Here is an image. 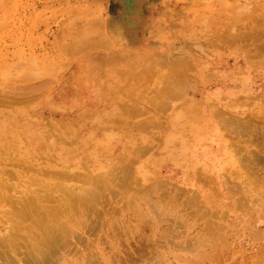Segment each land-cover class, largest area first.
Here are the masks:
<instances>
[{"label":"rangeland","instance_id":"rangeland-1","mask_svg":"<svg viewBox=\"0 0 264 264\" xmlns=\"http://www.w3.org/2000/svg\"><path fill=\"white\" fill-rule=\"evenodd\" d=\"M143 1L144 7L138 0H0L1 71L5 68L0 75V132L7 138L0 142V167L7 171L1 175L5 189H0V237L17 246L4 247L11 255L5 262L26 264L23 246L41 233V225L13 214L21 215L22 200L34 191L56 197L85 191L116 207L104 217L101 210L85 206L71 221L62 216L58 230L65 240L59 249L76 253L62 264H264V175L259 181L245 167L249 163L235 150L241 138L228 135L219 119L227 115L218 114L233 104L246 115L262 116L264 99L251 98L262 81L256 82L250 70L251 90L230 95L216 88L213 97H205L212 73L219 79L229 74L242 83L243 68L220 64L234 63L222 39L259 17L262 11L254 5L261 0ZM93 55L103 56V62L91 63ZM210 57L219 63H209ZM73 64L80 69L70 73ZM212 66L218 67L216 72ZM62 75L84 93L78 89L70 101L59 99ZM93 81L103 94L97 107L95 100L87 103ZM19 84L39 86L40 92L22 95ZM54 85L59 88L50 99ZM11 96L20 102L16 105ZM221 98L225 100L219 102ZM79 109L78 115L91 117L71 122V112ZM88 122L98 129L89 130L84 126ZM252 149L259 151L250 144L244 153ZM181 150L195 151L188 169L175 164L171 155ZM166 168L178 174L172 178ZM58 171L63 175L54 174ZM185 174L189 184L182 182ZM157 180L165 181L168 190L195 192L203 215L179 211L177 202L162 205L157 212L173 220L174 210L182 213L178 218L184 226L174 222L170 225L175 231L159 229L158 219L139 195L142 190L158 195ZM123 181L127 189L119 186ZM46 183L49 187H41ZM239 197L245 199L237 201ZM250 203L254 210L248 208ZM105 218L110 224L100 228ZM143 236L148 242L157 237L163 241L154 246L140 243ZM187 240L194 249L171 242ZM142 244L152 247L141 251ZM90 253L99 255L86 258Z\"/></svg>","mask_w":264,"mask_h":264},{"label":"bare ground","instance_id":"bare-ground-1","mask_svg":"<svg viewBox=\"0 0 264 264\" xmlns=\"http://www.w3.org/2000/svg\"><path fill=\"white\" fill-rule=\"evenodd\" d=\"M254 6L260 7V9L262 11L260 16L253 18L249 24L240 25V27L238 28V30L234 34H232V35L230 34V35L226 36L224 40L222 39V41L225 44H227V46L229 47V50H231L230 55L233 58L234 63L232 65H229V63L227 61H225V62H221L220 64L225 65L226 68L231 69V70L235 69L236 67L237 68L239 67L240 69L243 68V70H245V71H243L242 83H241V80L239 78H237V80H236V78L234 76H231L228 73H227L228 75L226 77L220 78V79H219V77H217V78L214 77L215 73H212L210 81H209V84L211 85V87L209 89H207V91H206L207 96H205V97H209V96L213 97L214 94H216V92H217L216 88H221V90H224V92L229 93L230 95L240 94V93H242V91L246 92L245 91L246 89L251 90V86L253 84V81H251L249 79L250 74H248V72L251 70V72L254 73L253 79L256 82L262 81V83L260 85H258L256 93H254V94H253V92L251 93V94H253V96H251V98H253V100L259 99L260 97L262 99H264V84H263V82H264V0H261L260 2L256 3ZM112 12H113V10H112ZM48 25H49V23H48ZM212 45H213V43H212ZM231 48H234V49H231ZM103 60H104L103 56H100V55H98V58L96 55H93L90 57V62L96 63V66H98L97 61L99 63H101V62H103ZM208 62L211 64L219 63V62H213V59H211V57L208 59ZM70 68H71V70H69L70 73H72L73 70L78 71L80 69V68H78L77 64H73ZM4 69H3V71H4ZM216 69H218L217 66L216 67L212 66L211 70L214 72ZM1 70H2V68H0V75H3V73H2L3 71H1ZM246 74H248V75H246ZM90 76H92V75H90ZM5 79H7V81H4L5 83H8L9 82L8 80H10V78H8V77H6ZM198 79H199V76H198ZM234 80H236V81H234ZM251 82H252V84H251ZM72 83H74V82L69 79L68 75L67 76L62 75V82H61V85H59V87L60 86H64V87L61 88L58 92L60 93V97H63V98H59V99L70 101L72 99L71 98L72 95L75 94V92L78 89H80L81 92L84 93V90L76 87L75 83L74 84H72ZM93 83H94V81L92 82L91 86H89L90 90H89V98L87 100V103L90 106L91 101L95 100V103H96L95 107H97L98 103H99L98 101L103 98V94L101 93L99 86L95 87V85ZM189 84H191V83H189ZM233 85H234V87H233ZM18 87L23 88L21 90L22 95H31L34 93V91L40 92V90H37V88L39 86L35 87V86H32L31 84H27L26 87H23V85L21 86L19 84ZM55 87H56L55 85H54V87H51V91H50L51 97H49L50 95H48V97L50 99H53L55 97L54 95H56V94L54 92H55V90H57L59 88L58 85L56 88ZM115 87H117L116 90L119 89L118 86H115ZM236 88H238V90ZM261 89H262V91H260ZM15 94H17V93H15ZM248 95H250L249 92H248ZM6 98H7V96H6ZM11 98H12V96L10 97V99ZM26 98L28 99L31 97H26ZM12 99L15 100L16 98L14 97ZM2 102H0V103H2ZM14 102L17 105L18 102H20V101L16 99ZM25 102H27V101H24L23 104H25ZM46 102L47 101H44V104H46ZM28 103L30 104V100ZM19 105H21V104L19 103ZM213 106L214 105L211 104L208 106V109H206L208 114H209V109L213 108ZM231 106H232L231 109H226V110L224 109V111L218 112V114L220 116H222V114L227 115L224 118L219 117V119L221 120V125L223 126V128L226 129L228 135L229 134L232 135V133H234V134L237 133V135L239 137H236V138L237 139L241 138V140L237 141L238 146L235 147V150L237 151L238 154L241 155L242 161L249 163V165L245 166V167H247V168L249 167V170H251L254 173L257 180L260 181L261 180L260 177H262V175H264V124H263L264 114L262 116H261V114L260 115L259 114H247L246 115V113H245L246 111H244L243 109L236 110L237 108H234L233 104H231L229 107H231ZM10 107H12V106H10ZM52 108L58 109V107H52ZM242 108H244V107L242 106ZM246 108H247V106H246ZM206 110H205V112H206ZM61 111L66 112L64 110H61ZM56 112H58V111H56ZM81 112L82 111L80 109L76 110L74 112H71L72 114L68 117V119H70L71 122H73V120L75 118H76V120L81 121L82 118L91 117V116H88L87 114H83V113L81 115H78ZM218 114H216V115L218 116ZM64 115L67 116V113H64ZM94 119H95V116H93V123H95ZM93 123L91 125V123L88 122L87 124H84V126L85 127L87 126L89 130L98 129V127H96L97 125L95 126V125H93ZM1 126H2V124L0 122V127ZM3 133H4L3 131L0 132V142H2L3 139H7ZM244 137L246 139H243ZM241 142L244 144H242ZM247 144H249V145L252 144V145L258 146L259 151H256V149H252V150H250L249 153L248 152H247V154L244 153L245 149L249 146ZM260 148H261V150H260ZM162 150L158 151L157 154L158 155L162 154V152H161ZM194 153H195V151L186 152V151L181 150L178 154L172 153L171 155H172V157L175 156V158H176L175 164L187 166V169H188L190 167V164H189V162L191 161L190 157H192V155H194ZM195 155L197 156V154H195ZM92 161H93V159H92ZM204 164L211 166L212 163L206 162ZM204 164H200L198 166H202V169L204 171H206V167L204 166ZM125 169L127 171V173H126V176L128 177L127 179H130L129 177L131 176V173H130V171H128L129 169L127 167ZM197 170L193 171L191 174H195L197 172ZM6 172H7L6 169H4L3 167H0V189L1 188L5 189V187L2 184L3 180L5 178L2 177L1 175H5ZM165 172L169 173V175H172V178L178 174V172L176 170H173V169L170 170V168H166ZM124 173H125V171H124ZM54 174L63 175V174H61V171L55 172ZM204 174H206V173H204ZM46 175H48V173H46ZM184 178H186V179H182V182L189 184L188 181L191 180L190 176L185 174ZM7 185H8V183H7ZM126 185H128V184L124 183V181H123V183L119 184V186H122V187L127 189ZM231 185L232 186H230V187L233 189L234 192H238V193L240 192L239 187L234 188L235 183H233V184L231 183ZM166 186L167 185H166L165 181H158L157 180L156 181V188H157V190L161 191L158 195H152V194H150L151 193L150 191H149V193L145 194L143 190H142V192L139 193L140 198L147 202L149 210L152 211L154 213V215L156 216V218L158 219L159 229L165 230L166 232L175 231L176 227L174 225H170V224H174V222L175 223L180 222L181 225H183V222H184V221L182 222L181 219L178 218L181 216L180 214H182V213H180L178 215V213H176L175 210H174V212H175L174 216H176V218L174 220L165 216L164 213L162 214V213L157 212L158 208L162 205L167 207V206H170L169 204H171V203L174 204L175 202H177L176 203L177 204V207H176L177 210H179V211L185 210V212H189L190 214L192 213V214L198 215V216L203 215L202 212H204V209H203L202 204L200 202L201 200H199V197L196 196L195 192H188L187 190H183L180 188H177V189L171 188L174 190H170V189L168 190L166 188ZM41 187H44V188L49 187V184L48 183L42 184ZM150 188L151 187H148L146 189H150ZM135 189H137V188H135ZM137 190H139V189H137ZM33 193H35V194H33V196L29 197L28 199L21 201V208L18 207L20 209V213H21L20 216H22V217H20V216L18 217L17 213H19V211L18 212L14 211V213H13V214H15V212H16L15 216L17 218L21 219L24 217V219H25L26 218L25 216H27L29 219L28 218H26V219H28V221H30V223H35V224L41 225L39 232H41L42 235L40 233L39 236H35L34 239L32 237V239L28 240L27 245L23 246L25 248V251L22 254H23V259L26 261V264H62L66 258L76 254L72 248H69L68 250H63V251H60V249H59V247L64 245V240H65L64 239V232L61 233V231L58 230V229L63 227V224L60 223L62 216H64L65 221H68V220L71 221L72 216H77L76 214L80 211L82 206L83 207L85 206V207H89L91 209H95L96 211L99 210V212L101 210L102 213H100V215L102 214L101 216L104 217L107 214H111L113 209L116 207L115 205H113V202H110L111 203L110 204L108 202V200L102 202L101 197L97 193L96 194L88 193L86 195L85 191H84L83 195H81V194H76V193L71 192V193H69L70 197L66 196L65 194H63L59 197L51 195L52 193H50L49 195H46V193H45V195H44L40 191L39 192L34 191ZM184 193L189 194L190 197L187 198L186 196H184L185 195ZM136 194H137L136 196L138 197V191ZM1 196H2V192L0 190V198H1ZM244 199L245 198H243V197H239L236 200L242 201ZM248 200L250 201L251 199H248ZM44 201L49 202V205L48 204L44 205L43 204ZM50 203H56V204L51 205ZM187 203L189 205L188 208H187ZM251 203H253V202H251ZM251 203H250V205H251ZM250 205L248 204V208H250V210H254L255 209L254 204H252L251 206ZM242 206H243V203H242ZM12 208H13V206H12ZM116 211H118V210H116ZM256 211H258V210H256ZM73 222H75V221H73ZM187 223H188V221H187ZM107 224L108 225L110 224V219L103 220L101 222V226H99V227L100 228H106ZM210 224H211L210 222H209V224H207L208 227ZM97 226H96V229H97ZM163 234H165V233H163ZM36 235H38V234H36ZM161 237H157L156 239H153L152 241L148 242V236H143L140 243H151L152 245H153V243L159 244L163 241V239H161ZM166 237H167L166 240H172V238L170 236L166 235ZM162 238H164V236ZM195 238H197V237H195ZM113 239H114V237H113ZM211 239H213V235L208 237V239L206 241H208L210 243V242H212ZM198 241H200V240H198ZM9 242H10V240H8V238L0 237V260H2V262H0V264H10V263L5 262L6 260L8 261V256H9V254H8L9 249H8V251H6L4 249L5 246L12 245L11 246L12 248L17 249V246H15V244H9ZM171 242L173 245H177L179 247L181 246V247H184V248L189 249V250L194 249V247H193L194 243L191 240H187V241H184L181 243L176 242V241H171ZM151 244H148V246L147 245L145 246L142 244L141 245V251L147 247H152ZM22 245H23V243H22ZM70 247H72V246H70ZM125 250H127V249H125ZM80 251H82V250H80ZM19 252H20V250H19ZM203 252H205V251H203ZM77 253H78V251H77ZM18 254L20 255V253H18ZM97 254L90 253L87 255L89 257H86V258H91ZM93 258H95V257H93ZM195 258H197V257H195ZM125 264H127V263H125Z\"/></svg>","mask_w":264,"mask_h":264},{"label":"crops","instance_id":"crops-1","mask_svg":"<svg viewBox=\"0 0 264 264\" xmlns=\"http://www.w3.org/2000/svg\"><path fill=\"white\" fill-rule=\"evenodd\" d=\"M138 2H139V6H140V7H144V6H143V2H144L143 0H138ZM128 6H129V5H128ZM223 100H225V99H224V98H221V100H220L219 102H222ZM216 102H218V101H216ZM207 116H208V115H207ZM209 128H210V127H209ZM210 131H211V132H214L215 129L210 128Z\"/></svg>","mask_w":264,"mask_h":264}]
</instances>
